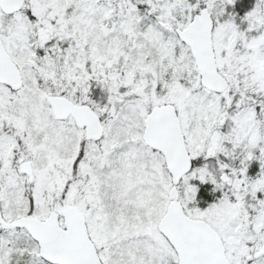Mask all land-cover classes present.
<instances>
[{
  "label": "snow or ice",
  "instance_id": "obj_1",
  "mask_svg": "<svg viewBox=\"0 0 264 264\" xmlns=\"http://www.w3.org/2000/svg\"><path fill=\"white\" fill-rule=\"evenodd\" d=\"M0 264H264V0H0Z\"/></svg>",
  "mask_w": 264,
  "mask_h": 264
}]
</instances>
